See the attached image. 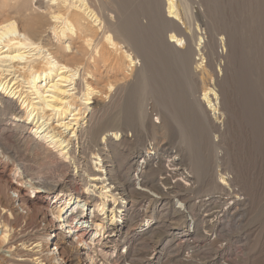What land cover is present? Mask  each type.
I'll use <instances>...</instances> for the list:
<instances>
[{"label":"bare ground","instance_id":"1","mask_svg":"<svg viewBox=\"0 0 264 264\" xmlns=\"http://www.w3.org/2000/svg\"><path fill=\"white\" fill-rule=\"evenodd\" d=\"M122 1L125 3V0ZM140 1L133 2L138 11L130 14L131 16L141 11L139 7H142L143 3L141 4ZM191 1L145 0L150 4V9L156 11L160 17L158 18L166 25V29L170 31L165 40L167 46L182 56L185 51L188 54L193 52L192 42L194 51L201 52L202 49H205V55L209 59V66H211L216 54L214 50L217 45L215 33L218 30L215 32L214 26L208 25L209 38L206 41L201 37H197L195 40V34L190 33V25L187 26L188 31L183 30L187 29L185 22L188 17L190 20L192 19ZM25 3L23 0H15L12 5L8 6L15 14H6L0 19V106L2 105L0 116L9 115L16 129L28 131V135L26 138L23 136L22 140L16 133H12V137L16 139L14 142L16 141L17 148L23 149L24 141L27 139L38 148L37 150L54 160L53 162L50 160L49 165L46 164L52 174L62 175L63 171H73V173L67 175L69 179L67 178L65 182H60L63 179V177L62 179L59 178L61 176L57 177L59 179L55 180L56 182L51 180L50 182L44 175L36 176L32 173L23 172L20 173L21 175L16 181L0 178V264H141L143 253L152 250L156 242L144 239L133 249L130 256L113 257L108 247L115 245V238L119 234L118 224L125 220L129 222L128 227L130 228L140 220L142 209L146 205H144L145 200L151 197L147 191L166 197L167 204L172 199H176L183 205L184 199H180L181 195L184 192L190 193L193 188L188 183H182L181 178L184 176L185 182H189L187 177L191 169L197 173L206 172L203 181L207 184L213 180V175L214 177L218 175V178L222 176L225 183L223 189L226 191V196L230 197L228 200L233 199L231 196L234 195V199L228 204L219 196L217 199L219 204L213 202L215 205L209 207L208 200L206 203L196 206V211L204 212L199 223L200 235L207 238L211 234L210 231H212L215 221L221 218H227V222L231 224L235 223L233 226L240 222L241 211L246 205L245 195L242 197L244 193L235 183L234 177H231V172L225 169L226 167L220 161L221 156L219 155L214 156L212 162L206 158L197 163L191 161L190 167H187L180 151L168 145L153 147L151 146L153 143L146 142L145 144L144 142L143 149H140L145 153L142 161L135 155L131 163L126 165V171H124V166L133 149L132 140L125 138L124 129L130 126L131 122L135 124L145 120L143 112L141 113L140 108L138 110V107L141 106L139 101L143 98L138 96V99L135 95L128 93L129 95L127 94L124 99L121 98L123 101L119 103V109L116 107L120 113H107L106 105L108 104L105 105L106 101L103 103L96 99L98 95H103L102 92L92 87L88 81L93 77L89 70V63L93 62L94 64L96 58L97 60L102 58L100 51L104 50L98 42L96 43L95 36L100 35L101 39L99 40L106 43L107 48L111 51L109 53L121 55L112 59L113 63L111 64L114 71L117 72L121 68L120 65L123 61L127 63L130 70L136 65L137 58L134 54L117 42L108 31L109 20L105 24L103 21L105 19L102 20L101 16L99 17L98 12L92 8L88 0H47L46 2H39L36 10H31L28 14L26 12H28L27 4L29 3ZM163 4L164 14L161 12ZM200 21L202 26L205 25L204 18ZM85 22L90 26L84 27ZM186 24H189L188 20ZM83 27L86 29L83 30ZM92 27L95 28L93 30L95 32L93 35H87L86 33H90ZM76 38L81 40L82 48H75L73 53ZM222 40L221 37L220 41ZM69 54L73 55L69 59H65ZM201 59V62L195 63V68L200 67L203 62L206 63L204 57ZM113 86L108 84V90L110 91ZM218 99L220 96L213 88L204 90L200 97V103L196 104L197 112H200L198 115L206 119L208 113L211 112L210 114L214 119H216V115L219 117L222 113L216 107ZM201 104L204 106V110ZM134 108L136 109V118L132 119L134 115L131 110ZM133 112L135 111L133 110ZM141 126L142 128L145 127L142 124ZM132 127L130 126V128ZM4 131L0 128V157L12 158V146L6 142L8 137L6 138L4 135ZM126 141H128L126 148L129 151L127 154L119 149L122 143ZM99 144H103L104 147L108 145L111 147L118 162L115 170V172L118 171L117 174L110 176V172L101 169L103 166H100V162L103 160L99 151V154L91 152L92 148ZM41 153H37V155ZM153 159H157L154 162L157 166L153 165L156 168L150 165ZM12 160L16 161V158ZM91 163L93 166H90ZM101 171H103L101 174L97 173ZM148 171L153 173L154 180L149 181L144 178V174ZM212 171H214L213 175ZM127 172L128 174L133 173L131 178L128 176L129 183L137 184L138 192L127 191V185L124 184ZM119 173L121 174L119 175ZM58 182L61 183L63 191L67 189L72 191L76 185L81 190L76 196L77 203L75 207H70L69 214L65 210H67L71 200H64L63 197H58L57 203L61 206L56 211H53L52 208V210L43 208L38 203V199L46 198L53 193V190L59 185ZM25 188L32 190L35 194L39 193L38 198H34L35 200L32 202L27 194L22 193ZM59 192L62 193L61 190ZM126 192L128 196L123 198V201H117V196L124 195ZM107 194L113 200V205L109 210L105 208L108 201ZM79 204H83V206L80 207ZM224 207L225 209L227 207L231 212H228V209L225 211ZM116 208L121 210L122 220H118L119 218L114 215L115 212L118 213ZM95 209L100 220L103 219V211L106 209L107 212L108 210V213L111 214V222L109 223L111 225L104 235H100L97 241L92 243L91 239L95 235L91 237L89 230L81 227L83 226L82 223L86 222L85 218L95 217L93 216L96 215ZM175 215L178 216L173 213L170 217L172 222H175L173 221ZM159 216L160 218H167L168 214L161 211ZM98 225L95 224V227ZM227 227L228 225H226ZM71 230L74 232L81 231L79 237H76V242L69 241L67 238ZM96 233L97 231L94 234ZM225 233L218 234V237L224 240L229 239V234ZM49 245H53L52 250H50ZM198 248L199 245L196 241L193 244L185 245L184 254L180 249L176 255H182L184 259L190 262L192 260L197 261L200 260L197 258ZM14 256L17 258L15 259ZM167 264H174V260L170 259Z\"/></svg>","mask_w":264,"mask_h":264},{"label":"rangeland","instance_id":"2","mask_svg":"<svg viewBox=\"0 0 264 264\" xmlns=\"http://www.w3.org/2000/svg\"><path fill=\"white\" fill-rule=\"evenodd\" d=\"M11 1L0 0V19L6 14H15L8 7L15 0ZM46 1L23 0L24 3H29L27 4L28 12L26 14L30 13L31 10H36L39 2ZM115 1L88 0L92 8H95L94 10L98 12L99 17L101 16L102 20L105 19L103 20L105 24L109 20L108 31L117 42L134 54L137 58L136 65L130 70L127 67V63L123 61L120 65L121 68L117 72L114 71L111 64L113 63L112 59L121 55L109 53L110 49L107 48L106 43L99 40L101 39L100 35L95 36L97 39H95L96 43L98 42L99 46L103 47L104 50L100 51L102 58L98 60L96 58L94 64L93 62L89 63V70L93 77L88 79V81L92 87L102 92L103 95H98L96 99L103 103L106 101L105 105L108 104L106 105L107 113H120L117 110L119 109V103H122V99L128 93L135 95V97L143 98L139 101L141 102L139 105L143 106H139L138 110L140 108L141 113L143 112L145 120L139 123L149 128L144 126L142 128L141 124H133L131 122V125H129L131 127L133 125V127L130 128L128 126L124 129L125 138L132 140L131 145L133 148L131 156L124 166V171H126V165L128 166L131 163L135 155L142 161L145 153L140 149H143L144 142L145 144L146 142L153 143L151 145L153 147L164 144L180 151L187 167H190L191 161L197 163L201 159L206 158L212 162L214 156L219 155L221 156L220 161L226 167L225 169L231 172V177H234L235 183L244 193L242 197L245 195L246 205L241 211L240 222L236 223V225L240 224L238 227L236 225L233 226L235 223L227 222V218H221L215 221V225L210 231L211 234L209 232L210 235L207 238H203L200 235L199 223L204 212L196 211V206L204 204L208 200L209 207L219 204L217 201L219 196L226 200L228 204L234 199V195H230L233 199L228 200L230 197L226 196V191L223 189L225 184L223 178L222 176L218 178V175L214 177V171H212L213 180L207 184L203 181L206 172L200 171V173H197L191 169L187 177L189 182H185L184 176L181 178L182 183H188L193 188L190 193L184 192L181 195L180 199H184L183 205L176 199H172L167 204L166 197L147 191L151 197L145 200L146 203L144 205H146L142 209L140 220L130 228L128 227L129 222L125 220H123V223H119V234L115 238V245L108 247V250H110L113 257L130 256L133 249L145 239L146 241L154 240L156 243L152 250L143 253L141 264H167L170 259L174 260V264H264V0L191 1V7H193L192 19L190 20V17H188L189 24H186V20L185 26L187 29L183 30L188 31L187 26L190 25L189 30L191 29L190 33L195 34V40L197 37H201L204 41L209 38L208 25L212 24L215 32L218 30L215 33L217 45L214 50L216 54L211 66H209V59L205 55V49H202L201 52L194 51L192 42L193 52L188 54L185 51L182 56L167 46L165 40L170 31L166 29V25L159 19L160 17L156 11L150 9L151 6L148 2H145V0L142 2L140 0H131V3L130 0H125V3L122 0L121 2L120 0ZM138 1L141 4L143 3L142 7H139L141 11L131 16L130 14L138 11L134 4ZM143 7L148 9L146 10ZM161 9L164 14V4ZM198 14L200 15L199 18ZM200 18H204L206 21L205 25H201ZM86 26L90 25L85 22L84 27ZM84 27L83 30L86 29ZM90 29L92 34L87 32V35H93V32H95L93 31L95 30L94 27ZM95 37L93 36V39ZM221 37L223 40L225 39L224 41L222 40L223 42L220 41ZM45 44L47 43L45 42ZM75 48H82V42L77 38L73 53ZM200 53H202V56H200ZM71 55L69 54L65 59H69ZM202 57H204L206 63L203 62L200 67L195 68V63L201 62ZM108 84L114 85V89L112 88L109 91ZM208 88H213L220 96L216 107L222 114L219 117L216 115V119L210 114L211 112H207L206 119L198 115L200 114L199 111L197 112L196 104L200 103L201 94ZM105 95L106 97L104 98ZM116 107L118 108L116 109ZM135 108L131 110L134 115L133 117L131 114L132 119L136 118ZM202 109L204 110V106H202ZM145 111H148V114ZM0 119V128L5 130L4 135L6 138L8 137L6 142H9V145L11 144L12 155L16 158V161H14L12 160L14 159L13 157H0V178L2 180L7 178L16 181L19 179L20 173L23 172L32 173L36 176L44 175L47 181L51 180L53 182L63 177L60 182H65L68 178L67 175L73 173V171H63L62 175H58V173L52 174L46 164H50L54 160L37 150L38 148L30 141L27 139L24 141L23 149L17 148L16 141L14 142L16 139L12 137V133H16L22 140L23 136L26 138L28 131H22L20 128L16 129L9 115L0 116ZM138 126L139 128H137ZM126 142L122 143L119 149L127 154L129 151L126 148L128 141ZM147 145L149 146V143ZM91 152L98 153L102 157L103 162H100V166H103V168L101 169L110 172V176L118 172H115L118 163L117 158H115L109 145L104 147L103 144H99L94 146ZM37 153L41 154H38V156ZM155 161L157 159H153L150 162L153 168L157 166L154 164ZM18 164L20 165L18 166ZM90 166H93V164L91 163ZM102 172L97 173L101 174ZM128 172L124 180V184L127 185V191L138 192V185L133 182H131L132 184L129 183L128 176L131 178L133 173L128 174ZM58 176L61 177L57 178ZM144 178L152 181V179L154 180V175L148 171V173L144 174ZM58 184L52 194L46 198L38 199V203L43 208L56 211L61 206L57 203L58 197H63L62 199L64 200H71L70 205L65 210L69 214L70 207H75L77 203L76 196L81 190L76 185L72 191L71 189L63 191L61 183L58 182ZM60 190L62 193L59 192ZM22 193L27 194V197L31 198L32 202L35 200L34 198L39 196V193L35 194L32 190H27V188L23 189ZM11 195L14 196V194ZM127 196V192L124 195H118L117 201H123V198ZM107 200L105 208L109 210L113 205V200L108 197V194ZM83 204H79L80 207ZM163 204L165 205L162 206ZM227 209V207L226 209L224 207L225 211ZM89 210L92 209L89 208ZM105 210L103 211L102 220L98 218L99 216L95 209L96 215H93L95 217L85 218L86 222L82 223V229H88L91 237L95 235L91 239L92 243L97 241L100 235H104L107 228L111 225L109 224L111 222V214L108 213V210L107 212ZM115 210H118V213L115 212L114 215L119 218L118 220H122L121 210L119 208ZM161 211H165L168 214V219L160 218L159 214ZM228 212L231 211L228 209ZM173 213L178 215L173 217L175 222L170 220ZM95 224H99L98 227H95ZM226 225H228V230H225L227 229ZM96 231L97 233L94 234ZM79 232L81 231L77 230L74 232V230H71L69 237H67L69 241L73 240L76 242ZM221 233L229 234V239H226L227 241L220 239L218 234ZM196 241L199 245L197 258H200V260H192L190 262L184 259L182 255H176L180 249L184 254L185 245L193 244ZM49 248L52 250L53 245H49ZM14 258L16 259L17 257L14 256Z\"/></svg>","mask_w":264,"mask_h":264}]
</instances>
